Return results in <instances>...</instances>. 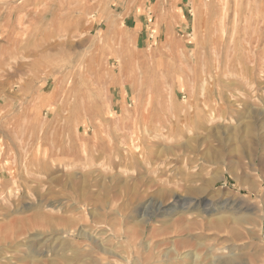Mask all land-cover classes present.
I'll use <instances>...</instances> for the list:
<instances>
[{"label": "rangeland", "instance_id": "obj_1", "mask_svg": "<svg viewBox=\"0 0 264 264\" xmlns=\"http://www.w3.org/2000/svg\"><path fill=\"white\" fill-rule=\"evenodd\" d=\"M0 264H264V0H0Z\"/></svg>", "mask_w": 264, "mask_h": 264}, {"label": "bare ground", "instance_id": "obj_2", "mask_svg": "<svg viewBox=\"0 0 264 264\" xmlns=\"http://www.w3.org/2000/svg\"><path fill=\"white\" fill-rule=\"evenodd\" d=\"M178 200V199H177ZM180 206V205H179ZM224 223V222H223ZM238 257V256H237Z\"/></svg>", "mask_w": 264, "mask_h": 264}]
</instances>
